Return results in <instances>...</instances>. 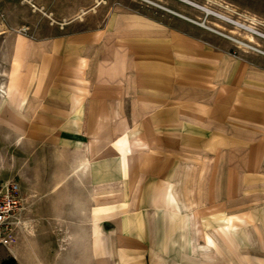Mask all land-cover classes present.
I'll return each instance as SVG.
<instances>
[{"label":"crops","instance_id":"crops-1","mask_svg":"<svg viewBox=\"0 0 264 264\" xmlns=\"http://www.w3.org/2000/svg\"><path fill=\"white\" fill-rule=\"evenodd\" d=\"M198 27L117 3L97 29L18 39L0 179L24 211L0 264H264V53Z\"/></svg>","mask_w":264,"mask_h":264},{"label":"rangeland","instance_id":"rangeland-1","mask_svg":"<svg viewBox=\"0 0 264 264\" xmlns=\"http://www.w3.org/2000/svg\"><path fill=\"white\" fill-rule=\"evenodd\" d=\"M97 1H100V4L95 6ZM32 3L36 9L23 0H0V75L7 74L11 62L14 63L18 50L17 41L20 37L37 40L70 32L97 29L104 24L112 6L117 3L125 6L148 5L152 9L155 7L170 9L177 14H182L185 19H188L196 27L198 25V28L203 31L208 32L201 26L202 23L247 43L246 45H251L250 49L243 48V46L227 40L233 45L232 48L236 52L264 53V39L260 38L261 36L252 35L246 30L234 27L216 18L218 15L215 14L220 13L244 25H251V19H254L258 22L253 25L254 32L264 37V0H60L54 5L49 4L42 7L33 1ZM89 4L92 6L88 7ZM203 8L215 12L212 13L215 17L205 14L202 11ZM52 9L55 11L54 17L50 13ZM81 10H86L87 13L82 16L81 20L76 19ZM150 14L153 15V12L150 11ZM72 18H75L76 21L69 23ZM249 36H253L254 39L251 43L248 39ZM0 82H2L1 79ZM11 151L14 169L18 166L14 164V160L18 159L19 155L15 152V148H12ZM12 173L11 178L3 176L0 182L12 178L19 182L18 176L14 175V172ZM10 258L8 252L0 251V262Z\"/></svg>","mask_w":264,"mask_h":264},{"label":"built area","instance_id":"built-area-1","mask_svg":"<svg viewBox=\"0 0 264 264\" xmlns=\"http://www.w3.org/2000/svg\"><path fill=\"white\" fill-rule=\"evenodd\" d=\"M262 39L264 37L260 35ZM252 49V48H251ZM254 50V49H252ZM24 211V201L20 196L19 185L15 181L0 182V246L7 237L22 227L20 219Z\"/></svg>","mask_w":264,"mask_h":264},{"label":"bare ground","instance_id":"bare-ground-1","mask_svg":"<svg viewBox=\"0 0 264 264\" xmlns=\"http://www.w3.org/2000/svg\"><path fill=\"white\" fill-rule=\"evenodd\" d=\"M141 1V0H140ZM145 1V0H144ZM179 1V0H178ZM182 1V0H181ZM187 1V0H186ZM149 2V1H148ZM189 2V1H188ZM150 3V2H149ZM184 3H186V2H184ZM190 3V2H189ZM151 4H153V3H151ZM186 5H187V3H186ZM219 7V6H218ZM228 10V9H227ZM202 11L205 13V14H207V15H211V16H214L212 13H215V12H213V11H211L210 9H207V8H203L202 9ZM232 11V10H231ZM230 11V12H231ZM85 13H82V15H84ZM215 14H217L218 15V17L216 16V18H219V19H221V20H223V21H225V22H227L228 24H231V25H233L234 27H237V28H240V29H243V30H246L247 32H249L250 34H252V35H256V36H260L258 33H255L254 32V24L255 23H258V22H256L254 19H251V25H244V24H241L240 22H238V21H234V20H232L231 18H229V17H226V16H224V15H222V14H220V13H215ZM215 17V16H214ZM184 18V17H183ZM188 20V19H187ZM195 24V23H194ZM197 25V24H196ZM201 26H203L206 30H209L210 32L212 31V32H214V33H217L218 35H220V36H222V37H224V38H226V39H228V40H230V41H232V42H234V43H236V44H238V45H241V46H243V48L244 47H246V48H249L250 49V46L249 45H246L245 43H243L242 41H240V40H238V39H236V38H234V37H232V36H229V35H226V34H224V33H221V32H219L218 30H215V29H213V28H210V27H208V26H206L204 23H202L201 24ZM258 32V31H257ZM253 37V36H252ZM251 36H249V42L251 43V42H253L254 41V39L252 38ZM252 50V49H251ZM256 52V51H255Z\"/></svg>","mask_w":264,"mask_h":264},{"label":"trees","instance_id":"trees-1","mask_svg":"<svg viewBox=\"0 0 264 264\" xmlns=\"http://www.w3.org/2000/svg\"><path fill=\"white\" fill-rule=\"evenodd\" d=\"M4 264V263H3Z\"/></svg>","mask_w":264,"mask_h":264}]
</instances>
